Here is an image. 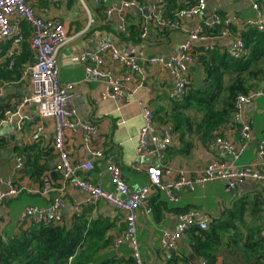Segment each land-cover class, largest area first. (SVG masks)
<instances>
[{"label":"built area","instance_id":"2783aa9c","mask_svg":"<svg viewBox=\"0 0 264 264\" xmlns=\"http://www.w3.org/2000/svg\"><path fill=\"white\" fill-rule=\"evenodd\" d=\"M31 0H0V45L11 40L13 50L9 55L12 59L18 54V48L25 42L23 27L29 28L27 42L34 54V61L21 72L19 82L0 81V98L6 88L22 81L30 87L28 94L8 100L0 127L14 125L20 134L25 133L26 126H30L29 136L32 142H38L43 132L42 123L46 120L53 122L51 148L55 155L51 167L61 174L60 186L53 188L50 180L45 177L42 196L54 193L47 206H26L19 213L17 224L26 229L33 224H61L69 205L65 200L68 188L78 190L82 199L71 207L75 216L82 214V208L94 206L104 202L117 212H120L124 221V229L119 235L113 236L112 248L117 250L125 245L130 251L134 264H143L140 256L137 233L139 229V209L145 215L151 213L148 204L150 196L157 191L165 194L166 200L176 203L183 193H192L207 183L220 181L225 184L227 192L234 191L238 185L256 183L264 185V137L258 143V153L255 161L249 164H239L245 147L252 139L251 121L244 116V108L252 104L257 96H262L258 90L249 94H240L234 102V112L230 124L239 134V142L234 144L225 135V127L215 129L208 139L206 148L215 153V157L203 168L189 172L182 168L174 169L166 160V153L176 136L171 124L159 125L154 112L149 106L142 108V126L137 135L135 158L130 165L131 170L144 172L148 183L137 189L127 184L118 156L106 152L95 141L97 127L85 121L73 101L78 96L77 84L61 82L59 78L58 56L61 49L70 41L64 28L51 18H43L34 13L30 6ZM53 3H66L70 0H50ZM88 13L82 34H85L94 25L95 20L84 0H79ZM111 0H94L102 7L106 22L109 24L115 18L118 21V32L126 33L127 21L125 11L135 9L143 12V8L136 0H119V4ZM221 0H197L188 9L176 14V20L171 22L162 17L165 0H158L151 6V11L144 16L141 23L142 40H145L151 30L167 28H181L187 21H192L203 13L209 2L218 3ZM257 12L256 18L247 19L245 29L255 28L264 30V16L259 13V7L252 6ZM227 24L218 14H213L203 24H197L190 29L189 42L178 47L175 56L167 58H149L143 60L121 49L112 40H103L92 52L82 51L69 58L81 64L85 71L84 81L87 83L101 81L104 84V99L129 101L135 90L143 86L142 64L158 66L167 69L173 77V88L168 93L171 100L182 98L191 88L189 68L195 63L193 55L194 44L221 39L229 34L223 31L220 37H209L207 28H214ZM201 45V44H200ZM225 53L232 59H239L246 54L245 44L239 35L234 36ZM12 66V62L9 67ZM126 94V95H125ZM30 109L29 114L24 110ZM80 136L85 151L95 161H103L104 169L111 185L110 190L92 183L84 176L93 170L92 160H77L67 149L69 137ZM13 176L19 174L23 168V161L15 156ZM3 188V189H1ZM23 189L16 185L13 178H3L0 173V202L17 197ZM39 191H37L38 193ZM176 226L173 232L164 233L161 246L168 253L175 252L180 240L188 230L198 228L205 230L208 223L200 218L194 210L175 215ZM264 249V239L262 242ZM198 264H206L202 261Z\"/></svg>","mask_w":264,"mask_h":264},{"label":"crops","instance_id":"0c3cea01","mask_svg":"<svg viewBox=\"0 0 264 264\" xmlns=\"http://www.w3.org/2000/svg\"><path fill=\"white\" fill-rule=\"evenodd\" d=\"M137 1V0H136ZM158 0H140L139 5L145 10V13H150L151 6L156 4ZM90 13L94 17L95 23L88 32L82 34L83 26L87 19L88 13L79 0H70L66 3H53L50 0H31L30 6L34 13L43 17L51 18L58 22L66 31L70 41L61 49L58 56L59 78L61 82H71L77 84V97L73 101V105L78 109L81 117L97 127L98 133L95 141H98L99 146L106 152L115 153L118 156L119 166L122 174L132 189H137L148 183L147 176L144 172L131 170L130 165L135 158V148L137 145V135L142 126V108L149 106L153 112L155 109L167 108L171 100L168 93L173 88V77L167 69L158 66H148L142 64V77L144 78L143 86L135 90L134 94L129 97V101L116 99H104V84L101 81L87 83L85 79V71L81 64H78L70 55L79 54V52L94 51L103 40H112L123 49L127 50L132 55L138 56L143 60L149 58H167L175 56L178 47L189 42V32L192 27L197 24H203L209 20L213 14H217L219 10H228L230 5L235 2H240L241 8H238L234 13V18L230 19L228 13L227 21L231 22L237 31L246 30L245 22L247 19L256 18L257 12L253 9V5L259 7V13L264 16V0H234L232 3L228 0H221L218 3L209 2L206 10L194 18L192 21H187L181 28H171L170 34L158 35L154 30H151L145 40L140 44L122 43L119 38L118 21L116 18L107 23L102 11V7L94 2V0H84ZM111 3L119 4V0H111ZM132 12L134 15L133 23L144 19L143 12H138L135 9L125 11ZM29 28L23 27L24 43H27ZM237 34H227L221 39L215 40V45L224 50L231 44L232 39ZM211 40V42H215ZM23 43V44H24ZM22 44V45H23ZM13 50L11 40L5 41L0 45V65L5 57H9ZM22 46L18 48L20 54ZM17 54V55H18ZM29 65L25 64L23 69ZM189 77L193 87L201 86L204 80V72L201 66L195 63L189 68ZM19 82V81H17ZM13 95L3 99L19 98L26 95L30 91V87L25 82L17 83ZM263 87L260 89L262 91ZM126 95V94H125ZM2 98V97H1ZM30 109L24 110V113L29 114ZM244 116L249 119L252 124V139L245 147V150L239 159V164H249L256 160L258 153V143L264 137V96H257L252 104L244 108ZM200 120V119H199ZM197 120V122L199 121ZM43 132L37 144L42 148L51 146V138L53 131V122L46 120L42 123ZM13 125H4L0 127V173L3 178H13L16 185L23 189L22 194L17 197L0 202V242H7L15 236L20 229L17 224V218L22 209L30 204V195L37 193L36 184L25 174L23 170L16 176H13V167L15 165L14 158L16 153L24 151L35 144L30 140V126H26L25 133L20 134L12 128ZM225 135L234 144L239 142V134L232 124L226 125ZM175 133V132H174ZM176 135V134H175ZM192 147L186 153H181V144L174 137L172 145L166 153V160L174 169L182 168L189 172L197 171L203 168L215 156V153L207 150L206 144L202 143L197 137L192 139ZM67 149L70 154L77 160L89 159L93 162V170L84 174L92 183L110 190L111 185L108 181L107 174L104 169L103 161H95L85 151L80 136L69 137L67 140ZM51 148V147H50ZM22 155V154H21ZM24 162V159H23ZM24 168V167H23ZM221 183L214 181L207 183L204 187L197 188L192 193H183L180 200L176 203H170L166 200L165 194L161 191L154 192L148 204L155 208L154 214L145 215L143 209H139V233L141 230L142 241L144 242L140 256L143 264H152L153 254L147 245L148 232L143 227L142 217L146 219V225L153 229L154 235L152 247L157 254V264H169L171 256H174L176 261L172 264H198L204 260L193 255L190 249L189 236H186L179 241L175 252L168 253L161 246V238L164 233L173 232L176 226L175 215L190 210L197 211L202 220L209 222L218 215H211L206 208H202L204 199L213 197V194H208L204 191L208 184ZM261 188V189H260ZM261 185L259 188H252L249 184L238 185L234 191L227 192L224 187V192L230 194L232 201L239 200L243 195H259L262 193ZM3 189V188H1ZM49 195V194H48ZM48 195L43 197H48ZM42 196V195H41ZM65 200L69 205V209L64 215V222L71 223L75 213L71 207L76 202L82 199V194L73 188H68L65 193ZM162 202V203H159ZM228 204V205H229ZM226 205V204H225ZM219 207V213L229 206ZM201 206V207H200ZM264 208V207H263ZM264 212V211H263ZM91 218H100L107 221L110 228L106 236L113 238L119 235L124 229V221L122 214L114 210L111 206L104 202H98L94 206L82 208V214ZM214 216V218H212ZM264 236V235H263ZM130 251L127 246L123 245L117 250L109 245L105 249H101L96 255L97 258L113 257L122 264H125L129 259ZM215 264H250V259L243 257V254L233 249H221L216 253ZM187 258L189 262L183 260ZM93 264V263H90Z\"/></svg>","mask_w":264,"mask_h":264},{"label":"trees","instance_id":"16d2710c","mask_svg":"<svg viewBox=\"0 0 264 264\" xmlns=\"http://www.w3.org/2000/svg\"><path fill=\"white\" fill-rule=\"evenodd\" d=\"M196 1L165 0L162 17L174 22L179 11L190 8ZM217 14L226 21L227 15L223 10H219ZM125 18L127 31L118 34L122 43H142L140 37L142 21L133 23L132 12H127ZM170 31L171 28L155 30L161 36L170 34ZM205 31L209 37H220L223 31L239 35L244 41L246 54L239 59H232L217 45L206 47L194 44L195 61L204 72L201 86L193 87L191 82V88L182 98L170 100L167 108L154 111V117L159 125L173 126L177 140L182 146L180 152L183 154L192 147L193 137L197 136L202 143L207 144L215 129L230 124L234 102L238 95L258 91L264 85V30L258 31L249 27L237 31L236 27L228 22L207 28ZM33 61V51L28 42L24 43L20 54L12 59L5 57L0 65V81L16 83L25 64H31ZM11 62L12 66L9 67ZM7 102L8 99L0 98V119ZM196 115H200L198 122ZM38 142L24 148L22 155L17 152L16 156L22 161L24 159L23 173L36 184L39 191L38 194L30 195L32 205L29 206L44 207L54 196L53 192H50L48 197L41 196L45 177L50 180L53 188H58L61 174L51 167L55 159L52 148L50 146L42 148L37 144ZM22 193L24 192L20 194ZM256 202L255 205H258ZM228 206L220 212L217 219L214 218L209 222L207 229L188 230L191 252L194 256L202 258L206 264H215L216 253L219 250L236 249L243 254V257L250 259V264H264L262 247L264 221L258 220L257 225L247 227L243 233L235 225V220L239 223L243 222L247 210L245 195L237 201H232ZM151 207L154 214L155 208ZM256 207H249L251 215L260 211ZM109 228L107 221L100 218L89 220L86 213L74 216L72 222L68 224L64 219L61 224L56 225L33 224L26 229H20L7 242H0V264H122L113 257H96L101 249L111 245L113 238L106 236ZM175 261V257L171 256L169 264ZM183 261L189 262L187 258ZM125 264H134L131 256Z\"/></svg>","mask_w":264,"mask_h":264},{"label":"rangeland","instance_id":"374dc122","mask_svg":"<svg viewBox=\"0 0 264 264\" xmlns=\"http://www.w3.org/2000/svg\"><path fill=\"white\" fill-rule=\"evenodd\" d=\"M200 119V115H196V121ZM197 137V136H195ZM208 194H213V197L206 198L203 201L202 208H206L207 212L211 215H218L220 214L219 211L217 210V206L223 207L226 206L230 203L232 200L231 196L227 193L224 192V185L222 183H213V184H208L206 189ZM257 200V202H256ZM245 201L247 203L246 211L243 216V222L239 223L237 220H235V225H237V228L245 233V230L247 227L255 226L257 225L258 220L264 221V212H262V209L264 207V188H262V195H246L245 196ZM255 202L258 205H255ZM226 204V205H225ZM257 206L256 208L260 210L259 212L256 211L255 214L251 215L249 213V207H254ZM201 207V206H200ZM218 207V208H219ZM233 232V231H232ZM141 230L139 233H137V238H138V243L140 250H142L144 242L142 241V236H141ZM237 251V250H236Z\"/></svg>","mask_w":264,"mask_h":264},{"label":"water","instance_id":"95a60500","mask_svg":"<svg viewBox=\"0 0 264 264\" xmlns=\"http://www.w3.org/2000/svg\"><path fill=\"white\" fill-rule=\"evenodd\" d=\"M228 1H230V2L232 3L234 0H228ZM237 7H238V8H241V4H240V2L232 3V4L230 5V8H229L228 10H225L224 12H225V13H228L230 19H233V18H234V13H233V11L236 12L237 9H238ZM144 11H145V10H144ZM144 11H143V14H144L145 16L148 15V13H145ZM215 43H216V41H215V42L206 41V42H202V43H199V44L204 45V46H206V47H210V46L215 45ZM14 92H15V88H13V87H8V88H6V89L4 90L3 95H2V98H7L8 96L13 95ZM262 95L264 96V89H262ZM12 128L16 130V127H15L14 125L12 126ZM222 184L225 186L224 183H222ZM247 184H249L250 187H252V188H257V187L259 188V187L261 186V185H257L256 183H253V182H251V183H247ZM229 195H230V196H233V195H234V192H231ZM217 209H218V206H217ZM218 217H219V214H218V216H216L215 218L217 219ZM212 218H214V216H212ZM142 220H143V227H144V229L148 232L147 245H148L150 251H151L152 254H153L152 264H157V254H156V252L154 251V249H153V247H152V240H153L154 231H153V229L149 228V227L146 225V219H145L144 216L142 217Z\"/></svg>","mask_w":264,"mask_h":264}]
</instances>
